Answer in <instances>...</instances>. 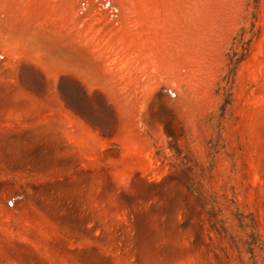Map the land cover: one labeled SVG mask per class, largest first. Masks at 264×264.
I'll list each match as a JSON object with an SVG mask.
<instances>
[{
	"label": "rangeland",
	"instance_id": "obj_1",
	"mask_svg": "<svg viewBox=\"0 0 264 264\" xmlns=\"http://www.w3.org/2000/svg\"><path fill=\"white\" fill-rule=\"evenodd\" d=\"M0 264H264V0H0Z\"/></svg>",
	"mask_w": 264,
	"mask_h": 264
}]
</instances>
